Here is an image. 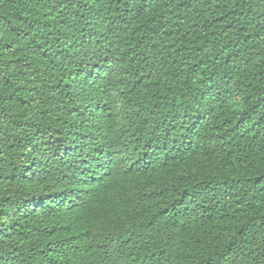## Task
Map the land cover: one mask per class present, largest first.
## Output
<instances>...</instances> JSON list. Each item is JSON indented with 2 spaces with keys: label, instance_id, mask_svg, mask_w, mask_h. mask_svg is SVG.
<instances>
[{
  "label": "trees",
  "instance_id": "obj_1",
  "mask_svg": "<svg viewBox=\"0 0 264 264\" xmlns=\"http://www.w3.org/2000/svg\"><path fill=\"white\" fill-rule=\"evenodd\" d=\"M0 264H264V0H0Z\"/></svg>",
  "mask_w": 264,
  "mask_h": 264
}]
</instances>
